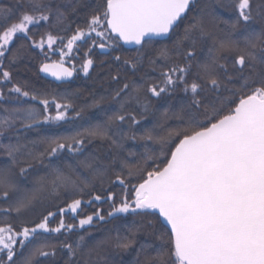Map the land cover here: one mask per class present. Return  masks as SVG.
I'll list each match as a JSON object with an SVG mask.
<instances>
[{
	"label": "snow or ice",
	"instance_id": "1",
	"mask_svg": "<svg viewBox=\"0 0 264 264\" xmlns=\"http://www.w3.org/2000/svg\"><path fill=\"white\" fill-rule=\"evenodd\" d=\"M193 3L104 0L66 44L63 36L51 30L39 40L32 34V28L42 22L57 30H70L67 12L62 9L67 6L64 0H12L11 6L0 5V157L6 158L0 161V204H7L0 207V216L33 211L49 196L59 198L61 190L65 197L62 205L47 210L38 222L17 228L0 220V264H40L41 259L54 258L58 249L67 257L64 264H79L85 236L59 243L51 236L86 232L94 221H106L99 208L82 214L96 202H110L108 219H134L131 227L125 225L129 227L126 235L117 232L115 237L105 238L89 249V256L111 246L123 252L134 249L133 264H264V26L259 30L252 27V0H231L236 20L225 21L228 36L220 38L218 25L203 15L183 23ZM75 8L73 5L71 10ZM182 24L183 32L177 33ZM241 25L242 35L234 38ZM174 34L172 47L158 49L156 57L142 52L146 44L172 40ZM20 38L27 44L13 51L14 40ZM208 39V58L197 62L193 73L197 47L201 45L203 52ZM89 41L79 68L85 75L95 65L91 58L94 48L110 54L121 41L138 46L136 58L123 60L133 74L145 59L153 72L162 61L163 70L155 80L141 77L143 83H123L112 96L119 109L87 127L75 124L83 109L76 111L70 101L61 103L13 82L11 69L34 49L46 60L54 54L60 57L42 63L40 72L57 80L72 77L77 69L74 64L65 67V63L74 59V52L79 53L74 45ZM173 56L179 61H173ZM112 59L121 62L120 55ZM112 79L118 81L119 77ZM177 89L183 91L187 103L176 113L165 109L151 127L142 126L145 114L153 110L147 95L164 100ZM103 100L101 97L90 107H99ZM25 101L33 103L24 106ZM132 104L143 109L140 119L128 110ZM53 105L54 113L50 110ZM173 118L175 127L168 128ZM64 123H71L74 131L28 137L29 130L43 124ZM97 139L110 142L111 151L103 158L88 148ZM137 139L158 145V157L145 153L135 165L129 164L128 158L135 153L121 155L124 141ZM63 154L98 179L101 187L107 180L109 188L93 194L94 183L74 179L56 166L36 181L30 195L8 203L19 191L18 177L33 174L35 164L45 160L52 167ZM112 185L122 188L119 198L110 190ZM68 215L78 223H66ZM141 234L143 242L137 239Z\"/></svg>",
	"mask_w": 264,
	"mask_h": 264
},
{
	"label": "trees",
	"instance_id": "2",
	"mask_svg": "<svg viewBox=\"0 0 264 264\" xmlns=\"http://www.w3.org/2000/svg\"><path fill=\"white\" fill-rule=\"evenodd\" d=\"M103 2L104 0H64V3L67 6L63 7L62 5V9L67 12V23L71 25L70 30L67 32L57 30L42 22L41 25L32 28V34L36 40H39L41 34L51 30L54 35L63 36L65 40H68L74 34L77 27L84 28L85 20L90 16L97 5L103 4ZM11 3L12 0H0V5L3 6H11ZM73 5L76 6L74 12L71 10ZM252 10L254 16L252 27L259 30L261 26H264V0H252ZM201 15H203L209 23H215L218 25L217 35L220 38H227L228 36L229 30L225 21L232 23L236 20V12L231 8V0H194L192 10L183 23L187 24L193 17L199 18ZM243 27V25L240 26V32L236 33L234 38H239L242 35ZM182 32L183 24L177 29V33ZM175 39L176 35L174 34L172 40L146 44L142 49V52L151 53L152 57H156L158 49L165 45L172 47V41ZM21 44H27V41L23 38L15 39L12 44L13 51ZM90 44L91 42L89 41L79 42L78 45H75V47H79V53L74 52V59L67 62V65L71 67L74 64L77 69V71H75L76 76L71 82L56 84L52 81L46 80L40 75L39 67L42 63L58 61L59 57L57 54H54L50 59L46 60L44 56L40 54L39 49L31 50L26 57L19 60V62L13 66L11 69L13 82L21 85L26 84L27 90L46 94L49 99L55 97L61 103L66 102V100L70 101L76 111L83 109L81 112V118L77 119L75 124L87 127L89 124L102 122L107 119V116L112 115L114 111L119 109V104L112 101V96L115 91L123 85V83L131 81L143 83L144 81H141V77H145L146 80H148L149 77L152 80H155L158 78L159 72L163 70L164 66L162 61L157 62V65H155L156 71L153 72V66L149 64L147 59H145L139 67V70L133 74L128 66L123 64V60L136 58L138 55V47L130 49L120 43L117 50L110 54L101 53L98 48H94L91 53V58L94 59L95 65L90 69L89 74L85 75L79 71V68ZM203 46V52L199 50L201 45H198L197 47L196 60L193 61V73L196 71L195 64L208 58L207 48L211 46V40H206ZM114 55H120L121 62H115L112 59V56ZM172 60L179 61V58L173 56ZM5 63H7V61H5ZM229 67H231V65H229ZM113 76H118L119 80H113ZM3 90L7 93V88H4ZM101 97H103L104 100L101 101L99 107H90L95 101H100ZM147 99L150 101L153 110L150 113L145 114L146 118L142 120V126L145 127H151L153 123L157 122L160 119V114L165 109H168L170 114L176 113L180 110L183 104L187 103V97L180 89H177L172 96L167 97L164 100H158L150 95H147ZM28 103L33 102L25 101L24 106H27ZM37 107L41 106L37 105ZM50 110L54 113V105ZM103 110H107L106 114H104ZM128 110L135 112L138 119H140V114L143 111L140 106L135 104L130 105ZM69 115L73 116L74 112H69ZM175 123L176 121L174 118L170 119L167 127H175ZM124 127L127 128V125ZM73 131L74 128L71 123H64L60 126L55 124H43L34 130H29L28 137L30 139H38L42 136L53 137L57 135H68ZM139 134L140 129L138 128L137 135L139 136ZM161 134L164 133L162 132ZM88 148L101 158L107 156L111 151L110 142L99 139L94 140ZM129 152L135 153V156L128 158V163L133 165L140 161L145 153H148L153 157H158L159 155L158 145L153 144L151 141L145 142L140 139H137L136 141H124L121 155L127 157ZM82 158L83 157H81V159ZM4 159L6 158L0 157V161H3ZM56 166L61 167L66 174L70 173L74 179L78 178L84 182L94 183L95 191L93 194H96V192H103L105 189L109 188L107 180L104 181V185L101 187L98 179L94 178L87 170L77 167L71 156L63 154L59 157L57 164H54L52 167H50L48 161L45 160L43 164H35V171L33 174L28 177H18L19 191L13 194L8 203L15 202L18 197L30 195L32 190L37 186L36 181L40 177L48 176L52 171V168ZM48 178L51 179L50 176ZM133 183H137V181L134 180ZM110 190L114 192L118 198L122 194V188L118 185H112ZM84 198L88 199L89 197L85 195ZM64 199L63 190H61L59 198H54V195L49 196L44 203H37L33 211L25 212L21 216H16L15 214L7 217L0 216V220L6 219L17 228H19L21 224H31L34 221L38 222L42 214H46L47 210L55 211V205H62ZM6 206L7 204H0V207ZM95 208L102 210V214L105 215L106 221H94L92 226L87 227L86 232L84 230H78L77 232L71 234L66 233L59 237L58 234H52V241L54 243H59L65 239L74 241L78 235H84L86 243L83 249V255L78 258L79 264H133L135 259L134 249L129 250L128 252H123L119 249L108 246L99 249L98 255L97 252H92L91 256H89V249L98 242L105 240V238L115 237L117 232L126 235L129 231V227H131V222L134 219L132 216H127L123 219H108L107 212L110 210V202H96L91 207H85L82 214H92ZM120 215L123 216V214ZM64 219L66 223H78V220H73L71 215L65 216ZM58 220L59 217L52 222L53 227L56 226ZM125 225H128L129 227H125ZM137 239L138 241H145L143 234L139 235ZM66 259V255L58 249L57 255L54 258H50L49 260L41 259L40 264H64ZM140 259L142 260L143 256Z\"/></svg>",
	"mask_w": 264,
	"mask_h": 264
},
{
	"label": "water",
	"instance_id": "3",
	"mask_svg": "<svg viewBox=\"0 0 264 264\" xmlns=\"http://www.w3.org/2000/svg\"><path fill=\"white\" fill-rule=\"evenodd\" d=\"M120 43L123 44L125 47L130 48V49H133V48H137L138 47L135 44H125L122 41ZM47 63H52V62H47ZM65 67H70V66L67 65V64H65ZM39 73L46 80L52 81V82H54L56 84H64V83L71 82L72 80H74V78L76 76V72H74V74H73L72 77H69V78H66V79H62V80H57L55 77L51 76L48 73H43V72H40V71H39Z\"/></svg>",
	"mask_w": 264,
	"mask_h": 264
},
{
	"label": "rangeland",
	"instance_id": "4",
	"mask_svg": "<svg viewBox=\"0 0 264 264\" xmlns=\"http://www.w3.org/2000/svg\"><path fill=\"white\" fill-rule=\"evenodd\" d=\"M67 43V40H65V44ZM74 47H75V45H74ZM58 55V54H57ZM58 57H59V55H58ZM59 60H60V57H59ZM58 60V61H59ZM65 64H68L67 62L65 63ZM81 73H83L82 71H81ZM84 74V73H83Z\"/></svg>",
	"mask_w": 264,
	"mask_h": 264
}]
</instances>
